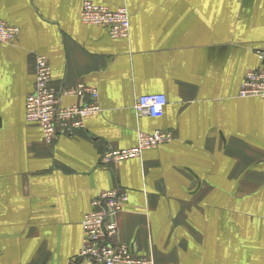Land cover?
I'll use <instances>...</instances> for the list:
<instances>
[{
	"label": "crops",
	"instance_id": "obj_1",
	"mask_svg": "<svg viewBox=\"0 0 264 264\" xmlns=\"http://www.w3.org/2000/svg\"><path fill=\"white\" fill-rule=\"evenodd\" d=\"M84 1L0 0V20L19 28L0 44V264H74L83 216L110 190L128 198L116 242L148 264H264V100L238 96L264 64V0H88L126 8L120 39L81 23ZM35 55L48 59L60 107L87 103L61 95L82 85L100 108L49 144L24 119ZM147 94L166 97L156 118L134 111ZM156 130L171 141L100 165ZM254 186L247 212L208 205L224 187Z\"/></svg>",
	"mask_w": 264,
	"mask_h": 264
},
{
	"label": "built area",
	"instance_id": "obj_2",
	"mask_svg": "<svg viewBox=\"0 0 264 264\" xmlns=\"http://www.w3.org/2000/svg\"><path fill=\"white\" fill-rule=\"evenodd\" d=\"M79 19L82 24L103 29L112 39L124 38L129 33V15L124 7L110 10L85 0ZM18 35V27L0 20L1 45L10 44ZM258 60L263 61L261 54H258ZM33 71L34 83L31 93L25 98L24 119L26 123L39 127L46 144L55 139L60 128L68 131L82 129L83 120L99 112L96 90L82 85L62 91L61 95H87V103L67 108L58 105L59 94L51 86V67L45 56H34ZM238 96L264 100V64L246 71ZM165 105V95L147 94L136 99L134 111L138 116L156 118ZM171 139L170 133L159 130L148 134L139 133L135 147L106 151L100 159V165L117 166L139 157L146 150H155ZM127 203V195L121 191H102L95 196L81 222L80 248L74 264H148L136 256L127 244L116 242L117 216L124 211Z\"/></svg>",
	"mask_w": 264,
	"mask_h": 264
},
{
	"label": "rangeland",
	"instance_id": "obj_3",
	"mask_svg": "<svg viewBox=\"0 0 264 264\" xmlns=\"http://www.w3.org/2000/svg\"><path fill=\"white\" fill-rule=\"evenodd\" d=\"M258 158H262L264 157V153L263 152H258L257 153ZM258 177H262V174H258ZM261 182V179L258 180V183ZM259 185V184H258ZM259 187H242L240 188L241 193H238L237 190L238 188H230V191H228L229 188H223L225 196H224V201L223 198L218 197L220 200L218 202L214 201V202H209L208 205H212L213 208L210 209H222L224 208L225 210H234V206L231 202L235 201L237 203V205H235V208H241L243 210H245L246 212L248 211L247 209H245V204L249 203V199L251 196L247 195L249 193H251L252 191H254L255 189H258ZM234 190V191H233ZM216 191L215 189H213V192ZM233 192V193H232ZM235 192V193H234ZM223 196V195H222ZM235 197V198H233ZM238 197V198H236ZM211 199H214V197H209ZM242 212V211H241ZM229 218L225 219V223L228 222ZM232 221V220H231ZM257 221H254V224ZM254 226V225H253ZM255 227V226H254ZM251 230L249 229L247 231L241 232L242 236H245L248 238V240L246 241L247 244H254V236L251 234ZM244 249V247H243ZM245 251L247 252V250L245 249Z\"/></svg>",
	"mask_w": 264,
	"mask_h": 264
}]
</instances>
